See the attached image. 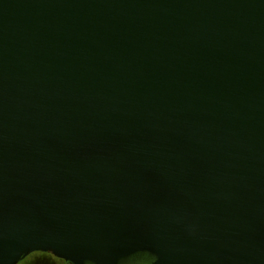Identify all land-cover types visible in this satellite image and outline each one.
<instances>
[{
  "label": "water",
  "instance_id": "95a60500",
  "mask_svg": "<svg viewBox=\"0 0 264 264\" xmlns=\"http://www.w3.org/2000/svg\"><path fill=\"white\" fill-rule=\"evenodd\" d=\"M264 264V0H0V264Z\"/></svg>",
  "mask_w": 264,
  "mask_h": 264
},
{
  "label": "flooded vegetation",
  "instance_id": "af4514ba",
  "mask_svg": "<svg viewBox=\"0 0 264 264\" xmlns=\"http://www.w3.org/2000/svg\"><path fill=\"white\" fill-rule=\"evenodd\" d=\"M33 254H39V255H41V256H47V257H49V258H52V259H56V260H58L61 264H71L70 262H68V261H65V260H63V259H61V258H58V257H56V256H54L52 253H50V252H44V251H33V252H31V253H29L28 255H26L25 257H23L22 259H20L16 264H33V263H35V261H33V260H29V258L31 257V255H33ZM142 254V252H138V253H135V254H133V255H131V256H129V257H127V258H125V259H123L122 261H125V260H129V259H132V258H135V257H140V255ZM120 264H121V262H120Z\"/></svg>",
  "mask_w": 264,
  "mask_h": 264
},
{
  "label": "rangeland",
  "instance_id": "374dc122",
  "mask_svg": "<svg viewBox=\"0 0 264 264\" xmlns=\"http://www.w3.org/2000/svg\"><path fill=\"white\" fill-rule=\"evenodd\" d=\"M29 260L35 261V263H33V264H61L56 259H52V258H49L47 256H41L39 254H33V255H31V257L29 258Z\"/></svg>",
  "mask_w": 264,
  "mask_h": 264
},
{
  "label": "trees",
  "instance_id": "16d2710c",
  "mask_svg": "<svg viewBox=\"0 0 264 264\" xmlns=\"http://www.w3.org/2000/svg\"><path fill=\"white\" fill-rule=\"evenodd\" d=\"M152 258L147 253H142L140 257L121 261V264H149Z\"/></svg>",
  "mask_w": 264,
  "mask_h": 264
}]
</instances>
